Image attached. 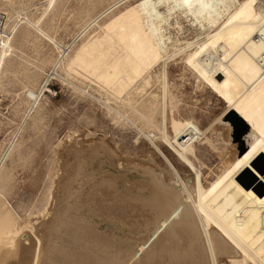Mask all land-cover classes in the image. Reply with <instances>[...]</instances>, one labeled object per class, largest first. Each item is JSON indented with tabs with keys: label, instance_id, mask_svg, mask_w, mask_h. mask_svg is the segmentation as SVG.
<instances>
[{
	"label": "bare ground",
	"instance_id": "bare-ground-1",
	"mask_svg": "<svg viewBox=\"0 0 264 264\" xmlns=\"http://www.w3.org/2000/svg\"><path fill=\"white\" fill-rule=\"evenodd\" d=\"M133 8L102 26L105 35L102 38L106 40L110 36L108 41L102 43L99 38L85 41L70 58L66 69L75 67L77 74L121 96L140 80L142 87L148 85L149 73L162 62L161 77L158 75L162 78L164 97L169 89L165 81L164 58L169 50H178L181 54L193 48L194 51L186 56L187 65L196 72L200 83L226 105L221 116L224 122L230 111L243 120L248 127L249 148L243 153L237 151L225 164L221 176L205 185L188 158L194 152L193 142L200 132L191 122L173 120L174 146L165 131L162 138L195 174L193 185L181 183V193L176 180L178 175L173 174L176 178L170 174L163 176L154 168L142 170V167V179L125 186L121 192L117 185L129 183L124 176L108 177L100 169L91 171V164L104 154H101L104 143L88 147L83 151L81 169H73L74 173L80 171L78 187L81 191L79 188V191H71L75 181L70 182L73 175H68L72 173L68 171L71 184L65 182L68 178L62 181L66 184L63 187L66 194L63 197L64 190H59L63 194L62 198L59 196L60 204L56 203L59 207L39 214L38 224L23 219H20L22 225L19 224L21 221L17 223L15 220L0 223V264H218L222 257L232 264L238 260L241 261L236 264H246L247 261L264 264V194L260 196L259 192L236 180L241 172L260 181L264 175V71L256 62L263 46L253 39L264 22V0H140ZM179 12H183L185 19L189 18L194 26L202 27L200 34L203 37L195 36L201 38L195 44L182 42L169 34L170 17L176 13L175 19L178 18ZM122 21L129 24L120 25ZM5 40L0 45V66L12 48L9 39ZM97 42L99 46L87 52L90 44L96 45ZM219 75L221 79H217ZM142 87L139 90L142 91ZM27 96L33 99L34 95L28 92ZM228 127L225 124V128ZM3 155L0 176L3 174V160L9 153ZM79 166L76 164L75 168ZM135 168L133 172L138 171ZM62 184L59 185L62 187ZM130 188L141 192L143 197H131ZM103 189L108 190L107 194ZM107 196L110 199L105 200ZM128 203H134L151 214L150 231L146 236L133 235L131 216L121 210Z\"/></svg>",
	"mask_w": 264,
	"mask_h": 264
},
{
	"label": "rangeland",
	"instance_id": "rangeland-1",
	"mask_svg": "<svg viewBox=\"0 0 264 264\" xmlns=\"http://www.w3.org/2000/svg\"><path fill=\"white\" fill-rule=\"evenodd\" d=\"M138 1L140 0H0V13L6 16L5 39H9L12 47L0 66V159L4 152L5 155L6 152L9 153L3 160V174L0 176L1 224L12 220L19 223L22 219L24 222L32 220L33 224H38V215L53 211L58 206L56 203L60 204L59 196H65L63 187L66 184H62V181L68 178L65 182H69L71 175L73 179L76 175L80 176V171H76L83 166L84 162L81 160L84 159V149L103 143L104 151L109 150L111 153L103 151L101 154H104L91 164V171L100 169L108 177L124 176L129 183H119V191H124L125 186L130 183L140 181L143 169L154 168L156 172H162L163 176L178 175L177 178L174 177L182 193V184L193 185L195 174L189 171L176 156L172 146L162 138L165 131L169 142L174 146L171 129L173 120L191 122L200 132L193 142L194 152L188 158L201 174L205 185L215 182L221 176L225 164L234 158L237 151L243 153L249 148L251 141L247 138V132L239 125L224 122L221 116L226 105L201 84L196 72L187 65L186 56L194 51L193 48L181 54L178 50H169L171 53L164 58V68L168 75L165 81L167 88L169 87L164 97L162 78H159L162 62L156 64L152 69L154 72L151 70L152 73L148 74L152 77L148 85L142 87L140 80L121 96L105 88L104 90L94 80L77 74L75 67L66 69L70 58L85 41L95 38H99L102 43L108 41L110 36L108 40L102 38L105 36L102 26L130 8L134 9ZM42 13L45 15L42 16ZM178 14L182 15L183 12ZM178 14L176 17H180ZM173 16L170 17L168 27L171 37L191 43H196L203 37L200 34L201 26H194L184 15L176 19ZM178 20L182 24H178ZM121 23L124 26L129 24ZM134 30L133 28L132 31ZM98 46L99 42L96 45L90 44L87 52ZM217 79H221V76H217ZM141 87L142 91L139 90ZM28 92L35 97L30 99ZM122 116L125 118H121ZM225 124L229 127L225 128ZM76 164L80 168H75ZM130 165H139L140 168ZM133 168L138 171L133 172ZM73 169L76 170L75 173ZM68 171L73 174H68ZM77 176L76 180H70L72 183L78 179L77 184L72 183L71 191H81L78 187L81 177L78 176L79 179ZM261 178L260 181L247 172L236 176L242 186L248 185L247 188L251 187L260 196L264 194V175ZM59 190H64L63 194ZM103 191L107 194L108 190ZM129 194L131 197H143L135 188H130ZM107 199L110 197H105ZM121 210L131 216L134 236L143 237L149 233L152 217L147 210L134 203H128ZM22 221L19 224L22 225ZM227 260L222 257L218 264L233 263ZM240 261H234V264ZM252 262L247 261L246 264Z\"/></svg>",
	"mask_w": 264,
	"mask_h": 264
},
{
	"label": "built area",
	"instance_id": "built-area-1",
	"mask_svg": "<svg viewBox=\"0 0 264 264\" xmlns=\"http://www.w3.org/2000/svg\"><path fill=\"white\" fill-rule=\"evenodd\" d=\"M6 36V16L3 13H0V45L5 39ZM253 39L256 43H259L263 46V51L257 57L256 62L260 67L261 71H264V22L258 31L253 35Z\"/></svg>",
	"mask_w": 264,
	"mask_h": 264
},
{
	"label": "water",
	"instance_id": "water-1",
	"mask_svg": "<svg viewBox=\"0 0 264 264\" xmlns=\"http://www.w3.org/2000/svg\"><path fill=\"white\" fill-rule=\"evenodd\" d=\"M226 121H228L231 125H239L245 132H248V127L234 111L227 112Z\"/></svg>",
	"mask_w": 264,
	"mask_h": 264
}]
</instances>
